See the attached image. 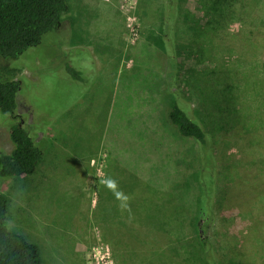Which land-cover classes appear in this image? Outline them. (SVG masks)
<instances>
[{"label":"rangeland","instance_id":"1","mask_svg":"<svg viewBox=\"0 0 264 264\" xmlns=\"http://www.w3.org/2000/svg\"><path fill=\"white\" fill-rule=\"evenodd\" d=\"M67 2L61 29L43 38L34 49L35 60L23 54L4 62L17 71V113L36 133L43 152L34 174L0 183V193L7 198V226L34 243L45 264H188L201 253L192 240L195 229L190 221L197 210V182L204 174L196 142L181 137L166 116L171 96L168 63L158 39L162 0ZM259 2L264 5V0ZM182 3L193 15H201L198 0ZM76 29L89 37L85 45L92 52V60L87 54L89 75L83 84L64 80L67 73L61 69L60 75L52 72L63 52L75 48L71 42ZM254 37L259 59L255 61L262 64L264 76V32H255ZM225 41L231 46L238 43ZM189 49L178 57L180 87L210 134H219L218 175L213 182L220 198L222 186L250 182L264 161L255 152L236 151L244 142L240 137L224 139L223 132L211 129L222 125L211 103L213 81L207 77L208 91L204 87L200 96L189 95L182 82L188 69L196 66L198 55ZM236 55L221 50L196 67L212 69L221 56V62L240 73ZM244 80L251 83L250 77ZM237 119L246 125L254 118ZM232 121L223 126L228 128ZM2 122L0 148L8 152L12 145ZM210 170L213 165L206 174ZM235 197L236 211L244 210L250 199L247 189ZM243 225L236 221L232 229L244 230ZM174 231L185 240L177 243ZM243 238L249 245L250 237ZM170 248H178L176 254H169Z\"/></svg>","mask_w":264,"mask_h":264},{"label":"trees","instance_id":"2","mask_svg":"<svg viewBox=\"0 0 264 264\" xmlns=\"http://www.w3.org/2000/svg\"><path fill=\"white\" fill-rule=\"evenodd\" d=\"M182 1L162 0L158 39L168 63L167 94L171 96V104L167 119L181 137L192 138L196 142L201 173L204 174L197 182V210L190 221L195 229L192 240L196 241L201 253L188 264H256L257 261L264 264V220L258 219L264 217V189L261 188L264 167L259 166L250 182H231L233 187L225 184L220 188L221 197L217 198L216 182L213 181L217 174L215 141L219 134H210L207 124L196 117L192 102L180 87L178 62L180 51L185 47L197 53L196 66L212 54L219 52L220 55L221 50L232 56L234 51L237 52L236 60L243 69L240 73L232 64L221 62V55L212 69L189 68L182 82L189 88V95L200 96L205 88L208 91L205 82L209 76L213 81L210 95L214 100L211 103L222 123L211 129L223 132L224 139L240 137L244 142L236 151L242 148L255 152L264 161V76L260 74L262 64L255 61L259 59L254 37L255 32H264V5L259 0H198L201 15L196 16L183 7ZM67 9V0H0V115L7 118L5 122L0 121L6 126L12 145L8 152L0 148V183L34 174L43 156L36 133L35 136L31 133L24 116L17 113L20 91V81L15 78L17 71L4 62L23 54L35 60L34 56L38 54L34 49H38L44 37L58 33L62 15ZM247 22L249 27L245 26ZM73 39L71 44L76 46ZM225 39L237 40L236 45L241 48L237 50L236 45L226 44ZM72 48L73 51H62V60L52 72L60 75L61 69L67 73L64 80L83 84L89 75L86 71L88 56L84 51ZM247 77L251 78V83L244 80ZM248 115L254 118L249 124L237 122V118ZM228 120L233 121L227 128L223 125L229 123ZM209 165L214 166V171L206 174ZM204 176L211 182H207ZM246 189L250 199L244 210L237 212L235 196ZM7 206L6 196L0 193V264H44L38 247L8 228ZM236 221L244 224V230L234 232L232 226ZM214 228L217 229L214 231ZM174 233L177 243L185 240L181 232ZM244 234L251 239L249 245L244 243ZM176 250L178 248L168 249L169 254H176Z\"/></svg>","mask_w":264,"mask_h":264},{"label":"crops","instance_id":"3","mask_svg":"<svg viewBox=\"0 0 264 264\" xmlns=\"http://www.w3.org/2000/svg\"><path fill=\"white\" fill-rule=\"evenodd\" d=\"M81 31H82V33H86V31L82 28L81 29ZM83 34V35H84ZM73 35H75V37H73L74 39H73V42L75 43V48H78V49H80V50H82V51H84L86 54H88L89 53V58H90V60H92V57H91V54H92V52H90V50H87L86 49V38H89V37H86V35H79V33H78V31H77V29L75 30V32H74V34ZM90 62V61H89ZM42 134V133H41ZM106 178H107V176H105V182H106ZM80 245H83V244H81L80 243ZM76 248H73V250H75ZM82 257V256H81ZM82 259V261H83V257L81 258ZM45 264V263H44Z\"/></svg>","mask_w":264,"mask_h":264}]
</instances>
